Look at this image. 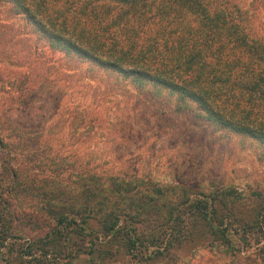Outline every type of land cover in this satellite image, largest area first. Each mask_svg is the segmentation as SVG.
Here are the masks:
<instances>
[{
  "label": "rangeland",
  "instance_id": "374dc122",
  "mask_svg": "<svg viewBox=\"0 0 264 264\" xmlns=\"http://www.w3.org/2000/svg\"><path fill=\"white\" fill-rule=\"evenodd\" d=\"M243 2L264 33V0ZM23 30L0 1V264H142L122 253L92 261L83 251L90 243L72 237L63 251L30 243L44 239L55 216L81 214L120 181L138 184L151 207L184 202L176 229L190 237L147 264H264L263 144L218 129L193 102L178 110L177 96L164 89L137 90L28 32L20 39ZM116 197V206L128 204ZM207 197L212 221L190 204ZM158 208L165 220L155 225L163 229L172 217Z\"/></svg>",
  "mask_w": 264,
  "mask_h": 264
},
{
  "label": "trees",
  "instance_id": "16d2710c",
  "mask_svg": "<svg viewBox=\"0 0 264 264\" xmlns=\"http://www.w3.org/2000/svg\"><path fill=\"white\" fill-rule=\"evenodd\" d=\"M0 1L23 20L26 30L20 32V39L28 38V32L51 51L117 75L137 90L164 89L177 96L178 110L193 102L199 114L218 129L264 145V33L256 31L243 0ZM0 144L5 145L2 139ZM14 178L18 179L16 172ZM108 189L109 194L98 195L102 202L85 205L81 214L55 216L44 239L31 238L30 243L43 240L63 251L72 237L90 243L83 251L92 261L122 253L147 264L156 263L159 256L171 252L175 242L190 237L191 231L176 229L182 214L177 206L184 202L164 201L151 207L138 194L139 185L131 181ZM99 190L106 192L102 186ZM83 192L90 193V188ZM116 195L128 204L116 206ZM190 204L197 217L213 220V197ZM158 205L172 217L163 229L155 225L165 220ZM145 216L151 219L150 225ZM217 219L219 227L222 221ZM65 255L71 256V251Z\"/></svg>",
  "mask_w": 264,
  "mask_h": 264
}]
</instances>
